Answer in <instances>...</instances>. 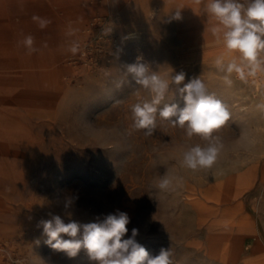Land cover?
I'll list each match as a JSON object with an SVG mask.
<instances>
[{"label":"rangeland","instance_id":"1","mask_svg":"<svg viewBox=\"0 0 264 264\" xmlns=\"http://www.w3.org/2000/svg\"><path fill=\"white\" fill-rule=\"evenodd\" d=\"M205 2L0 0V264H96L44 243L38 223L49 213L67 222L66 197L81 222L127 213L124 238L138 229L137 241L153 256L170 248L173 264H264V52L249 74L213 36ZM33 16L51 23L40 29ZM27 35L38 53L19 44ZM137 56L170 82L158 107H184L170 80L181 71L180 87L199 78L226 106L212 169L180 166L188 146L207 143L186 126L157 113L152 135L132 127L131 106L152 98L134 82L118 86ZM230 62L243 79L226 72ZM166 173L181 179L165 193L155 181Z\"/></svg>","mask_w":264,"mask_h":264},{"label":"clouds","instance_id":"2","mask_svg":"<svg viewBox=\"0 0 264 264\" xmlns=\"http://www.w3.org/2000/svg\"><path fill=\"white\" fill-rule=\"evenodd\" d=\"M203 11L215 17L218 22L217 26L211 29L213 36L222 39L228 51L238 52L242 64L246 62L250 68L249 74H255L261 64L258 57L264 52V0H206ZM32 19L40 29L51 23L50 20L39 16H33ZM179 19L181 13L176 10L170 20ZM73 34V30L68 33L69 36ZM19 44L26 49L27 54L40 51L31 35L25 36ZM78 48V42L73 41L70 51L75 54ZM216 64L222 66L223 62L218 59ZM242 64L230 62L226 66V72L235 71L243 79L245 72ZM120 71L124 79L118 86L134 82V85L152 94L151 100L137 102L131 106L132 127L144 129L145 135H152L156 128L157 113L172 126H186L189 138L199 135L207 143L188 146L182 153L180 166L191 171L212 169L223 147L218 138L212 137V132L228 120L229 112L226 106L214 95L207 93L199 78H193L180 87L185 80V73L181 71L171 76L170 80L171 84L176 86L175 92L185 102L184 107L181 108L177 104L158 107L169 91L168 79L153 70L141 56H137L134 63L120 66ZM180 179L166 173L157 178L155 184L161 192L166 193L173 190ZM73 203L71 197L64 199L63 216L67 218V222L61 215L49 213V219L38 223V227L42 228V235L46 237L44 243L51 249L63 252L69 258L76 257L83 249L89 260L96 264H173L171 249L161 248L158 255H151L137 241L138 229L133 228L131 236L124 238L128 232L126 226L130 223L127 213L117 211L104 216L103 219L85 223L73 218ZM36 243L39 244V240Z\"/></svg>","mask_w":264,"mask_h":264},{"label":"bare ground","instance_id":"3","mask_svg":"<svg viewBox=\"0 0 264 264\" xmlns=\"http://www.w3.org/2000/svg\"><path fill=\"white\" fill-rule=\"evenodd\" d=\"M155 13H156V9L155 8L150 11V15H153Z\"/></svg>","mask_w":264,"mask_h":264}]
</instances>
